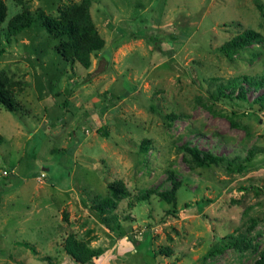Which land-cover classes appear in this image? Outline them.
Returning a JSON list of instances; mask_svg holds the SVG:
<instances>
[{
	"label": "rangeland",
	"instance_id": "374dc122",
	"mask_svg": "<svg viewBox=\"0 0 264 264\" xmlns=\"http://www.w3.org/2000/svg\"><path fill=\"white\" fill-rule=\"evenodd\" d=\"M2 1L0 89L14 108L0 104V264H254L264 0H91L104 46L89 67L42 24L85 0ZM25 13L34 23L8 31ZM193 146L222 162L197 165ZM69 238L98 254L77 261Z\"/></svg>",
	"mask_w": 264,
	"mask_h": 264
},
{
	"label": "trees",
	"instance_id": "16d2710c",
	"mask_svg": "<svg viewBox=\"0 0 264 264\" xmlns=\"http://www.w3.org/2000/svg\"><path fill=\"white\" fill-rule=\"evenodd\" d=\"M90 1L91 0H85L82 4L72 6L70 9L65 10L60 18L45 16L42 18V24L51 34L58 38L63 36L68 38V40L61 45L63 54H71L78 59L84 67L90 66L91 52L98 51L104 46V40L100 37L92 24L88 13L87 6ZM6 16L7 7L5 3L0 0V41L2 25ZM34 21V17L27 13L15 16V18L10 21L8 31L17 33L24 28L31 26ZM250 35L251 33L248 32L244 35L237 36L231 41V44L233 46L245 44L251 39L252 36ZM0 104H3L8 108H14L13 100L9 92L5 89H0ZM186 150L197 165L220 164L223 160L222 156L209 150H202L195 146L186 147ZM114 194L116 195V191H114ZM160 194L161 198L172 202L175 199V188L164 190ZM112 201L111 198H105L102 201V205L99 207L100 211H106V207L109 206ZM65 248L74 259L82 262H86L98 254L95 249L88 248L82 242L73 238L68 239ZM254 264H264V252Z\"/></svg>",
	"mask_w": 264,
	"mask_h": 264
}]
</instances>
